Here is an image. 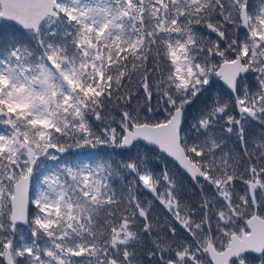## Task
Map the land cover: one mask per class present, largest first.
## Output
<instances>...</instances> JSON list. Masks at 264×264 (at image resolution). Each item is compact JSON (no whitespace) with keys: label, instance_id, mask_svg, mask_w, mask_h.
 Listing matches in <instances>:
<instances>
[{"label":"snow or ice","instance_id":"1","mask_svg":"<svg viewBox=\"0 0 264 264\" xmlns=\"http://www.w3.org/2000/svg\"><path fill=\"white\" fill-rule=\"evenodd\" d=\"M0 21V264H264V0H0Z\"/></svg>","mask_w":264,"mask_h":264},{"label":"trees","instance_id":"2","mask_svg":"<svg viewBox=\"0 0 264 264\" xmlns=\"http://www.w3.org/2000/svg\"><path fill=\"white\" fill-rule=\"evenodd\" d=\"M252 3L257 4L258 0H252ZM2 22L0 21V23H2ZM133 102L135 103V101H133ZM196 102H201V101L197 100ZM196 102L194 103V106L196 105ZM155 103H156V101H155V99H153L152 104L155 105ZM194 106H193V108H195ZM189 111H192V109H190ZM229 142H231V141H229ZM139 150L142 153L147 155L149 166L154 168L156 171H160V169L162 167H164L166 164L167 167L169 168V170L172 173H174L181 180V182L184 186L183 192H182V199L184 201L192 202L193 204H195V202L197 201V199L199 197V188L197 185H195L192 181H190L187 178V176L177 166H175L174 164H172L170 162H167L164 158H162V155L157 153V151L155 149L144 146L143 144H139ZM96 151H99V153L101 155H107L109 152H112L113 150L100 148ZM133 151H136V149H133ZM115 153L120 154V155L125 154V153H122L119 149H116ZM150 160H152L153 163L150 162ZM116 183L119 184V181H117ZM206 190L211 192L210 188H207ZM139 195H140L141 199L144 200L145 202H147L148 200L153 201L152 213H151V216L153 218L159 217V218L163 219L167 215L166 210L163 208L162 205L159 204L158 201H156L154 199V197L152 196L151 193H149L145 190H141L139 192ZM138 227L142 228V224L138 225ZM144 245L146 247H150V241H149V238L147 236L144 237Z\"/></svg>","mask_w":264,"mask_h":264},{"label":"rangeland","instance_id":"3","mask_svg":"<svg viewBox=\"0 0 264 264\" xmlns=\"http://www.w3.org/2000/svg\"><path fill=\"white\" fill-rule=\"evenodd\" d=\"M2 22V21H1ZM3 23V22H2ZM251 79V77H250ZM222 83L220 81H216L215 85H214V88L212 89V91L216 92L217 95H222V96H225L226 97V92H225V89L220 87ZM201 102H196V105L194 107H198L200 105ZM248 127H256V128H259V129H262L261 126L256 123V122H250L247 126ZM261 133H259L258 131L253 133L251 136H249L247 130L245 132V135H246V138L249 139L250 143H249V148H252L254 147V144L252 143L253 140H258V139H261V138H264V136L262 137V135H259ZM231 141V142H229ZM228 143L230 146L234 147V148H239V144H238V141L236 139L235 136H232L230 139H229ZM162 158H164V156L162 155ZM158 159V158H157ZM150 162H152V160H150ZM153 163V162H152ZM236 188L238 190H241L243 188V185L240 181H237L236 183Z\"/></svg>","mask_w":264,"mask_h":264},{"label":"water","instance_id":"4","mask_svg":"<svg viewBox=\"0 0 264 264\" xmlns=\"http://www.w3.org/2000/svg\"><path fill=\"white\" fill-rule=\"evenodd\" d=\"M222 83V82H221ZM142 143H144V144H146V145H148L147 144V142H144V141H141ZM148 146H150V147H153V148H156L158 151H159V149L155 146V145H148ZM160 152V151H159ZM161 153V152H160ZM162 154H164V153H162ZM166 157H167V155L166 154H164ZM169 159H171L172 160V158H170V157H168ZM173 161V160H172ZM173 162H175V161H173ZM175 164H177L176 162H175ZM178 165V164H177ZM179 166V165H178ZM180 168V167H179ZM182 170V169H181ZM183 171V170H182ZM187 175V174H186Z\"/></svg>","mask_w":264,"mask_h":264},{"label":"flooded vegetation","instance_id":"5","mask_svg":"<svg viewBox=\"0 0 264 264\" xmlns=\"http://www.w3.org/2000/svg\"><path fill=\"white\" fill-rule=\"evenodd\" d=\"M254 4V3H253ZM255 5V4H254ZM213 38H215L214 36H213ZM263 129V131H264V128H262Z\"/></svg>","mask_w":264,"mask_h":264}]
</instances>
